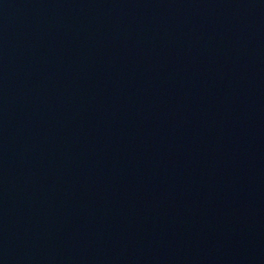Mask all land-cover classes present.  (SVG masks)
<instances>
[{"label": "water", "instance_id": "95a60500", "mask_svg": "<svg viewBox=\"0 0 264 264\" xmlns=\"http://www.w3.org/2000/svg\"><path fill=\"white\" fill-rule=\"evenodd\" d=\"M0 264H264V0H0Z\"/></svg>", "mask_w": 264, "mask_h": 264}]
</instances>
